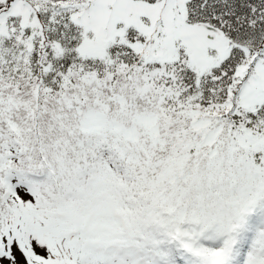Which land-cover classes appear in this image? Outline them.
<instances>
[{
    "label": "snow or ice",
    "instance_id": "6c2138e0",
    "mask_svg": "<svg viewBox=\"0 0 264 264\" xmlns=\"http://www.w3.org/2000/svg\"><path fill=\"white\" fill-rule=\"evenodd\" d=\"M0 264H264V0H0Z\"/></svg>",
    "mask_w": 264,
    "mask_h": 264
}]
</instances>
